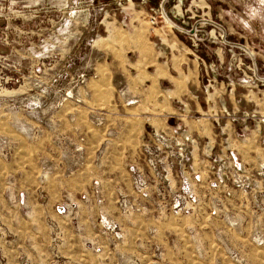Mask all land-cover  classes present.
<instances>
[{"label": "rangeland", "instance_id": "1", "mask_svg": "<svg viewBox=\"0 0 264 264\" xmlns=\"http://www.w3.org/2000/svg\"><path fill=\"white\" fill-rule=\"evenodd\" d=\"M161 38L210 90L264 94V0H0V264H264V139L259 169L197 161L175 123L113 162L96 90ZM172 126L181 154L146 143Z\"/></svg>", "mask_w": 264, "mask_h": 264}, {"label": "crops", "instance_id": "2", "mask_svg": "<svg viewBox=\"0 0 264 264\" xmlns=\"http://www.w3.org/2000/svg\"><path fill=\"white\" fill-rule=\"evenodd\" d=\"M163 43L166 46L158 47L157 40L155 43L148 39L142 50L134 51L132 60L126 63L128 69L113 70L111 89L96 90L112 94V99L101 102L98 108L105 110L99 111L104 116L101 124L112 123L114 131L120 130L113 135V162L125 156L134 157L152 128L164 129L178 123L198 142L193 148L194 160L231 149L244 163L259 169L257 162L262 158L261 140L264 139L261 90H251L249 97L248 93L235 94V87L210 90L199 79L198 58L189 56L177 40L173 42L174 47ZM247 106L252 110L249 114ZM98 108L96 105L93 110ZM239 111L241 117L234 118V113ZM110 113L113 121L108 123Z\"/></svg>", "mask_w": 264, "mask_h": 264}, {"label": "built area", "instance_id": "3", "mask_svg": "<svg viewBox=\"0 0 264 264\" xmlns=\"http://www.w3.org/2000/svg\"><path fill=\"white\" fill-rule=\"evenodd\" d=\"M165 137H167V143L164 142ZM151 138H152L153 142L157 141L155 146H156L158 151L162 150V153H163L164 146L170 147V145H172L176 149H178L179 154H181V152H182L181 140L185 139L186 141H188L190 137L184 136L182 134V132L180 131L179 126H172L166 132L153 130L149 135V139L146 142L147 144L150 143ZM149 148H150L149 146H146L145 151L141 152V154L142 155L144 154V156L146 157V160H147L146 153H151ZM217 159H219V158H213L212 159L213 165H212L211 169H224L225 168L224 164L221 166H217L214 164V162H216ZM227 160L229 161V163L233 162L234 166H236L237 169H241V164H240V162L237 161V158H236L234 153L231 152L229 155V158ZM147 164H148V167L150 169H155V163L152 160L148 159Z\"/></svg>", "mask_w": 264, "mask_h": 264}]
</instances>
